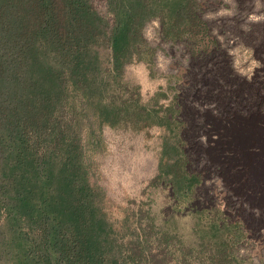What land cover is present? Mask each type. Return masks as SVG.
I'll return each instance as SVG.
<instances>
[{"label":"trees","instance_id":"16d2710c","mask_svg":"<svg viewBox=\"0 0 264 264\" xmlns=\"http://www.w3.org/2000/svg\"><path fill=\"white\" fill-rule=\"evenodd\" d=\"M0 0V264H125L89 184L107 102L151 8Z\"/></svg>","mask_w":264,"mask_h":264},{"label":"rangeland","instance_id":"374dc122","mask_svg":"<svg viewBox=\"0 0 264 264\" xmlns=\"http://www.w3.org/2000/svg\"><path fill=\"white\" fill-rule=\"evenodd\" d=\"M89 1L110 21L105 0ZM216 1L139 0L151 14L106 97L124 110L89 153L88 181L125 264H264L263 137L178 135L165 115L183 73L167 34L215 31Z\"/></svg>","mask_w":264,"mask_h":264},{"label":"flooded vegetation","instance_id":"af4514ba","mask_svg":"<svg viewBox=\"0 0 264 264\" xmlns=\"http://www.w3.org/2000/svg\"><path fill=\"white\" fill-rule=\"evenodd\" d=\"M216 9L215 31L167 34L183 73L165 115L178 135L264 139V0H217Z\"/></svg>","mask_w":264,"mask_h":264}]
</instances>
